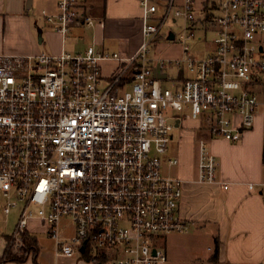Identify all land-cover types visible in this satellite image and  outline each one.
Masks as SVG:
<instances>
[{"label":"built area","instance_id":"1","mask_svg":"<svg viewBox=\"0 0 264 264\" xmlns=\"http://www.w3.org/2000/svg\"><path fill=\"white\" fill-rule=\"evenodd\" d=\"M57 1L58 15L45 20L58 34L105 28L85 0ZM216 2L215 40L203 59L189 45L196 0L180 9L172 3L163 16L144 0V41L129 60L95 47L83 55L0 56V230L3 218L20 212L1 264L23 259L35 222L59 261L167 263L158 240L191 228L180 217L186 183L164 175V165L181 164L167 159L174 132L205 135L197 140V184L227 187L207 138L239 144L263 107L256 91L264 86V0ZM172 17L182 23V58L150 60ZM107 62L121 70L104 89Z\"/></svg>","mask_w":264,"mask_h":264},{"label":"crops","instance_id":"2","mask_svg":"<svg viewBox=\"0 0 264 264\" xmlns=\"http://www.w3.org/2000/svg\"><path fill=\"white\" fill-rule=\"evenodd\" d=\"M44 1L0 0V56H22L15 55L16 51L8 47V43H6V37L11 33H16L20 26L24 28V35L29 42L28 51L26 52L29 55L23 56H41L36 44L33 19L29 16V12L34 10L36 3L41 4ZM48 1L46 0V2ZM143 1L85 0L89 14L97 22H104L105 28L97 27L95 30L73 28L72 30L77 32V40L84 41L85 36L88 35L92 39V45L81 51H74L72 54L66 52L64 45L72 30L66 36L58 33V35L49 36L52 45L58 37L64 40L60 53L55 54V56L60 57L64 54L83 55L93 45L97 49L101 47V50L98 49L99 51L111 54L106 48L107 41L108 39L116 40L119 38L126 43V49L120 54H114L120 55L125 60L136 57L144 41ZM150 2L159 8V15L163 16L169 5L174 3L175 8L180 9L185 0H150ZM216 4V0H196L197 32L202 29L206 35L210 34V28H213V23L217 19L211 15L212 11L219 12ZM45 16L48 15L44 13V18ZM180 23L175 17H172L169 26H178ZM213 30L215 31V28ZM85 31L88 34H83ZM172 34L174 33H169L166 40L173 44L174 42L169 41ZM162 38L163 36L159 39L162 40ZM176 40L175 36V42ZM44 44L45 42L42 41V45ZM109 47L113 48L112 46ZM182 56L181 49V55L177 59H181ZM260 88H264V86ZM260 88H258L259 91L257 89L256 93L263 105L260 109L262 112L258 115L254 130L247 133L242 142L230 144L222 140L207 138L211 152L218 160L219 182L227 187H223V185H198V172L194 174V170L183 180L186 184L180 217L190 224V229L200 227V229L209 232L215 238L217 252L209 264H264V102L260 99ZM191 133L196 147L197 140L205 135L203 133ZM13 214H17V220L14 224V228H16L20 212L16 211ZM33 225H39L42 229H45L37 222ZM11 236L5 239L4 252ZM30 236L38 241L36 234L31 230ZM46 236L48 237L47 231ZM38 249L40 251L39 241ZM165 256L167 258L166 254ZM166 264H168V259Z\"/></svg>","mask_w":264,"mask_h":264},{"label":"rangeland","instance_id":"3","mask_svg":"<svg viewBox=\"0 0 264 264\" xmlns=\"http://www.w3.org/2000/svg\"><path fill=\"white\" fill-rule=\"evenodd\" d=\"M56 10H58L57 0H49L48 2L45 0L41 4L36 3L34 10L29 12V16L33 19L34 30L36 31V44L40 50V55L58 57L55 56V54L60 53L62 44H64V40L59 37L53 45L49 41V36H55L58 34L54 28L45 23L44 13L50 17H55L58 15V11L56 12ZM211 15L214 18L220 17L218 11H212ZM24 32V28L20 26L16 33H11L6 37V43H8L7 46L16 51L15 55H29L26 53L28 51L29 42L27 41ZM40 32L42 33V41L45 42L44 45L40 43ZM171 32L174 33L177 38L176 42L173 44L166 40L168 34ZM209 33L210 34L206 35L205 31L201 29L200 32H197L195 40L189 43L193 55L199 59L207 57L213 48L212 45L215 40V32L213 28H210ZM83 34H88V32L85 31ZM183 35L182 23L174 27L168 25L161 35L163 36L162 40L159 39L156 47L152 49V54L149 59L164 61L178 60L177 58L181 55V38ZM77 37L76 30H72L64 44L67 53L72 54L74 51H81L86 47L88 48L89 45H92V39L88 35L85 36L84 41L77 40ZM125 44L124 40L119 38L116 40L108 39L106 48L111 55H114V53L120 54L126 49ZM109 46H112L113 48H110ZM92 47H94V45ZM98 49L101 50V47ZM101 69L103 78L105 79L103 88L107 89V83H110L112 79L119 75L121 64L118 62H107L101 65ZM177 74L178 71L176 70L171 72L172 76H177ZM130 89L131 88H128V92ZM259 95L261 96L260 99L262 102H264V88H260ZM261 112L262 111H259V114ZM191 134L190 130H187V132L180 130L174 132V140L167 159L179 160L181 164L180 167L173 169H169L167 165H164V175L166 177L184 180L193 170L194 174H197V146L195 147V142L192 139ZM16 218L17 214H13L7 222H5V219L3 220L0 230V256L4 254L6 237H10L14 234ZM30 230L37 236L40 254L36 262L35 258L31 257L27 264H88L79 256H77L78 258L71 260H57L55 243L46 236L47 229H42L39 225L32 224ZM157 247L167 255L168 264H209L214 259L217 252L215 238L209 232L200 229V227L190 229L187 233L182 235L172 234L161 237L158 240ZM2 257H0V264Z\"/></svg>","mask_w":264,"mask_h":264},{"label":"trees","instance_id":"4","mask_svg":"<svg viewBox=\"0 0 264 264\" xmlns=\"http://www.w3.org/2000/svg\"><path fill=\"white\" fill-rule=\"evenodd\" d=\"M132 77V76H131ZM34 255L35 260L38 258L40 251L38 249V241L32 238L30 235L26 237V251L23 259H17L13 256L9 258V264H25L30 255Z\"/></svg>","mask_w":264,"mask_h":264},{"label":"water","instance_id":"5","mask_svg":"<svg viewBox=\"0 0 264 264\" xmlns=\"http://www.w3.org/2000/svg\"><path fill=\"white\" fill-rule=\"evenodd\" d=\"M169 41L175 42V35L174 34L171 35V37L169 38ZM40 43L42 44V33H40ZM85 250H86V247L83 248L82 253H85ZM155 254H156V252H155Z\"/></svg>","mask_w":264,"mask_h":264}]
</instances>
